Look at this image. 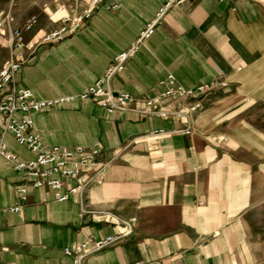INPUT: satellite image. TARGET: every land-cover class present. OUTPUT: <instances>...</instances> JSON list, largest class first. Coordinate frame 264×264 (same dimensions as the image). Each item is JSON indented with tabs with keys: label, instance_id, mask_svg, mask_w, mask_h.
<instances>
[{
	"label": "crops",
	"instance_id": "crops-1",
	"mask_svg": "<svg viewBox=\"0 0 264 264\" xmlns=\"http://www.w3.org/2000/svg\"><path fill=\"white\" fill-rule=\"evenodd\" d=\"M165 1L101 0L80 28L45 43L37 34L61 25L56 8L70 13L69 0L48 9L46 0H0V16L39 12L14 76L39 100L82 92L155 21L106 85L134 96L131 109L75 99L33 115L45 145L97 147L108 163L101 183L57 201L0 158V264H264V0H186L156 20ZM167 74L185 88L212 85L194 114L148 111ZM189 102L168 99L173 110ZM5 143L19 160L33 158L11 133ZM123 227L127 237L80 260L64 254Z\"/></svg>",
	"mask_w": 264,
	"mask_h": 264
},
{
	"label": "built area",
	"instance_id": "built-area-1",
	"mask_svg": "<svg viewBox=\"0 0 264 264\" xmlns=\"http://www.w3.org/2000/svg\"><path fill=\"white\" fill-rule=\"evenodd\" d=\"M101 0H92L89 5ZM186 0H166L163 6L156 13V20L162 13L170 7H179ZM89 5L80 13H66L56 20L61 25L53 30L44 33L38 39L45 43H52L62 40L68 33L77 30L83 21L89 17ZM116 5H112L115 7ZM56 11H66L62 5ZM55 11V12H56ZM11 20L9 13L4 15L0 21L9 23ZM154 22L147 24L140 35L124 50L115 55L110 61L103 74L90 86L76 95H68L54 99L39 100L28 88L16 87L14 76L25 61L24 49L26 48L25 33L34 30L38 23V16L30 15L20 27H9L8 43L10 47V57L0 68V158L10 162L14 170L24 173L30 179V185L38 188L47 186L57 201L66 200L69 195L82 193L92 183L103 181L104 169L107 162L99 161L100 150L93 146H47L43 143L41 134L35 130L33 115L40 111L61 107L71 103L75 99L93 100L97 102L108 113L131 109L136 102V98L129 93H115L106 85L111 78L120 73L127 61L135 54L144 39L153 33ZM163 91L145 101V106L149 112L157 114L162 118L170 116L185 118L194 114L200 107L202 99L209 93L211 84L200 82L193 87L185 88L178 84L173 74H167L159 81ZM186 99L190 102L186 108L172 109L168 99ZM166 99V101H164ZM176 130H173L175 132ZM183 134H189L190 130H178ZM164 131H154V135H160ZM11 133L15 142L33 154V158L21 161L17 155L11 152L5 143V136ZM70 179L73 185L64 191L65 181ZM22 201L26 200L27 187L18 189ZM20 205L16 204L9 208L10 211L20 210ZM134 220V219H132ZM129 230L123 227L115 235H109L98 239L91 244L80 243L73 247H65L64 254L80 260L87 255L97 252L117 241L127 237ZM8 264H17L10 262Z\"/></svg>",
	"mask_w": 264,
	"mask_h": 264
},
{
	"label": "rangeland",
	"instance_id": "rangeland-1",
	"mask_svg": "<svg viewBox=\"0 0 264 264\" xmlns=\"http://www.w3.org/2000/svg\"><path fill=\"white\" fill-rule=\"evenodd\" d=\"M58 0H46V9H48L52 3H55ZM92 0H69V3L67 4L69 6V8L72 10L70 13L74 14V13H80L83 9H86L88 7V5L90 4ZM4 10V8L2 9ZM9 11L7 9V11L4 13H1L0 16V21L4 19V15L8 14ZM66 13H69L67 11H63L60 12V15H64ZM32 15H36L38 17L39 16V12L34 11L31 12ZM45 16L46 19V23H49V20L47 18L46 15H42ZM13 18H11L10 20V25L7 22H3V26L0 27V68L4 65V63L9 59L10 57V47H9V43H8V33H9V27L11 28H15V27H20L23 23V21L26 19L23 18H14V16H12ZM44 33H46V30L41 29L40 32L37 34V37L35 39H38L39 37H41ZM25 38V35H24ZM26 41V39H25Z\"/></svg>",
	"mask_w": 264,
	"mask_h": 264
},
{
	"label": "bare ground",
	"instance_id": "bare-ground-1",
	"mask_svg": "<svg viewBox=\"0 0 264 264\" xmlns=\"http://www.w3.org/2000/svg\"><path fill=\"white\" fill-rule=\"evenodd\" d=\"M60 12V11H59Z\"/></svg>",
	"mask_w": 264,
	"mask_h": 264
}]
</instances>
